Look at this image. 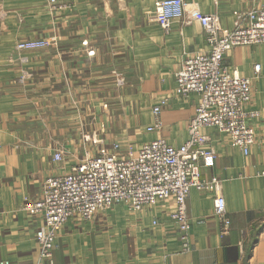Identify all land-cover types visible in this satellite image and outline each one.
<instances>
[{"label":"crops","instance_id":"obj_1","mask_svg":"<svg viewBox=\"0 0 264 264\" xmlns=\"http://www.w3.org/2000/svg\"><path fill=\"white\" fill-rule=\"evenodd\" d=\"M154 1L57 0L63 7L52 11L47 0H0V260L45 264L34 238L38 220L20 206L25 197L41 196L46 177L78 161L70 149L92 144L80 135L91 127L85 117L107 124L111 116L139 115L144 141L161 136L178 145L187 138L197 96L174 92V72L185 56L208 49L198 20L188 16L216 10L229 29L236 10L264 4L184 0L186 17L165 33L150 20ZM50 33L56 44L23 51L32 76L20 83L15 42ZM224 60L250 76L248 108L258 110L249 120L255 141L248 154L216 128L204 129L216 158L201 165V175L220 179L230 228L222 233L212 215V193L191 188L190 249H183L169 218L172 198L139 210L118 203L91 220L68 219L51 264H264V42L235 46ZM163 97L162 127L148 132L152 106ZM59 147L68 151L61 161L53 159Z\"/></svg>","mask_w":264,"mask_h":264},{"label":"built area","instance_id":"obj_2","mask_svg":"<svg viewBox=\"0 0 264 264\" xmlns=\"http://www.w3.org/2000/svg\"><path fill=\"white\" fill-rule=\"evenodd\" d=\"M47 6L53 11L62 8L63 4L47 0ZM183 17H186L184 0H155L150 14V20L165 33L174 20ZM191 18L201 25L208 49L185 56L174 72V92L179 96H197L194 112L186 125L187 138L173 145L158 136L142 142L134 152L131 143L123 147L114 142L108 149L85 155L67 172L46 177L41 196L25 197L20 206L38 220L34 238L39 245V257L45 264L52 263L55 239L68 219L91 220L97 212L118 203L139 210L172 198L174 208L169 212V218L176 224L183 249H190L186 197L191 188L212 193V215L219 220L222 233L230 228L220 179L201 175V165H210L216 158L210 136L204 129L216 128L243 154L249 153L255 141V131L249 120L258 116V110L248 108L252 97L251 78L240 74L224 58L235 46L264 42V4L236 10L229 29L221 26L216 10L194 12L187 20ZM81 43L87 45V40ZM45 46V38L16 42L14 49L20 63V83L32 76L26 67L29 58L23 51ZM253 69L256 74L261 73L262 64L254 63ZM166 103L167 97H163L152 106L153 120L146 126V131L160 130V111ZM65 153V149L59 147L54 151L53 159L61 161ZM0 264L12 262L1 259Z\"/></svg>","mask_w":264,"mask_h":264},{"label":"rangeland","instance_id":"obj_3","mask_svg":"<svg viewBox=\"0 0 264 264\" xmlns=\"http://www.w3.org/2000/svg\"><path fill=\"white\" fill-rule=\"evenodd\" d=\"M36 38H45L47 40V46L56 44L55 38L51 33L43 34V36ZM140 112V110L137 111V113ZM84 119H86L85 122L87 121L86 124L91 125L92 128L90 127L89 130L86 128L84 132L81 131L80 135L83 136V138H87V142L90 141L92 144L87 143L84 147L79 146L76 150L70 149V152L73 153V155L71 154L72 160L76 161L87 154L93 155L103 149H108L114 142H118L123 147H125L127 143H131L133 145L132 152L137 149L142 141L144 142L142 135L143 128L139 127V124H137V121L140 120L139 115L135 117L111 116L108 117L107 124L105 121L102 123H95V119L91 116L85 117ZM95 124L98 126L97 128H95ZM94 144L97 145V147H95ZM66 153H68V151Z\"/></svg>","mask_w":264,"mask_h":264}]
</instances>
